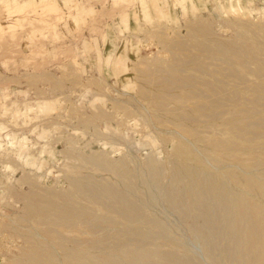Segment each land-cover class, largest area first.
<instances>
[{
    "label": "rangeland",
    "instance_id": "1",
    "mask_svg": "<svg viewBox=\"0 0 264 264\" xmlns=\"http://www.w3.org/2000/svg\"><path fill=\"white\" fill-rule=\"evenodd\" d=\"M201 26L211 28L208 34L200 32ZM240 34L252 56L264 60L259 47L264 0H0V264L21 260L33 246L26 235L34 231L64 244L53 252L62 264L71 261L69 252L80 257V250L116 242L124 222L94 197L111 188L143 207L150 218L163 220L181 240L141 239L136 243L140 249L198 252L177 212L164 199L153 200L149 165L158 169L159 191L170 192L179 139L169 132L171 125L148 119L146 110L152 108L142 98L141 77L158 68L193 73L195 65L176 60L183 53L181 41L212 46L208 41L213 38L226 42ZM206 62L226 66L231 60L219 56ZM218 123L217 137L234 140L231 124ZM256 142L263 144L264 138ZM253 144L242 143L245 149ZM99 161L133 174L120 177ZM67 202L77 210L85 207L99 221L62 220L56 206ZM50 204L55 209L47 218L39 210Z\"/></svg>",
    "mask_w": 264,
    "mask_h": 264
},
{
    "label": "bare ground",
    "instance_id": "2",
    "mask_svg": "<svg viewBox=\"0 0 264 264\" xmlns=\"http://www.w3.org/2000/svg\"><path fill=\"white\" fill-rule=\"evenodd\" d=\"M207 26H201L200 32L208 34L211 28ZM208 42L212 46L179 43L183 53L177 54L176 60L195 65L193 73L187 69L176 72L174 68L167 71L158 68L141 77L142 98L148 100L152 108L146 110L148 119L163 127L171 125L169 132L179 139L170 192L159 191L158 169L149 165L148 183L155 190L153 200L164 199L177 212L180 221L189 226L197 247L192 246L198 252L179 255L158 248L140 249L136 243L141 239L164 238L174 244L181 240L163 220L150 218L143 207L111 188L106 194L99 190L94 197L96 201H104L108 211L119 213L124 232L117 234L113 244L80 250V257L76 256V251L69 252L67 256L71 261L68 259L63 264H264V152H260L264 151V143L256 142L264 138V60L252 56L242 34L235 40L224 42L213 38ZM259 47L264 50V41L259 40ZM219 56L231 62L225 63L226 66L206 62L217 60ZM237 66L247 67L246 71H240ZM177 73L189 75L181 79ZM215 75L223 79L213 82L206 78ZM234 87H243V90L236 91ZM211 120L217 122L202 127ZM220 121L231 124L228 130L235 136L234 140L232 136L217 137L222 128ZM243 142L254 144L245 149ZM239 149L249 152L237 154ZM251 155L257 157L250 159ZM98 164L120 177L133 174L115 163L99 161ZM68 204L56 206L62 220L81 224L82 219L93 217L95 222L99 221V217L89 215L85 207H82L85 211L77 210ZM32 206L28 207V213L32 212ZM51 209H55L51 204L42 205L39 212L50 218ZM31 233L26 237L32 240L33 246L14 264H62L55 260L53 252L56 246L64 247V244L35 231Z\"/></svg>",
    "mask_w": 264,
    "mask_h": 264
}]
</instances>
